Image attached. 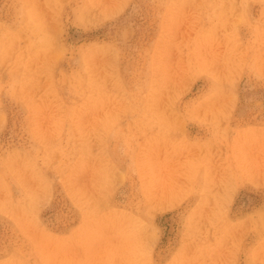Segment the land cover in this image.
Wrapping results in <instances>:
<instances>
[{"label":"rangeland","instance_id":"obj_1","mask_svg":"<svg viewBox=\"0 0 264 264\" xmlns=\"http://www.w3.org/2000/svg\"><path fill=\"white\" fill-rule=\"evenodd\" d=\"M0 264H264V0H0Z\"/></svg>","mask_w":264,"mask_h":264}]
</instances>
